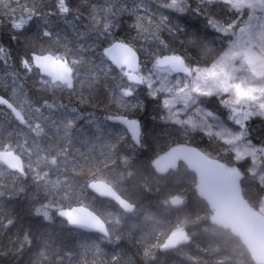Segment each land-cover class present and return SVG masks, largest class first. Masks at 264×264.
Here are the masks:
<instances>
[{"label": "snow or ice", "instance_id": "obj_1", "mask_svg": "<svg viewBox=\"0 0 264 264\" xmlns=\"http://www.w3.org/2000/svg\"><path fill=\"white\" fill-rule=\"evenodd\" d=\"M125 15L132 22L122 39L117 30ZM184 16L202 18L205 29L219 34V47L199 30L182 28L176 21ZM5 21L12 40H25L15 57L0 45V254L7 248L20 258L35 248L29 264H130L101 245L139 231L145 264L156 251L190 246L196 251L188 264H264V141L252 142L248 124L264 117V0H0ZM59 22L79 38L95 39L69 44ZM76 22L85 31H77ZM32 25L38 30L29 38ZM141 53L151 57L150 68ZM102 80L114 82L109 101L116 109L142 107L146 89L173 132L203 133L211 151L185 142L138 167L121 151L126 139L144 146L137 119L114 111L98 120L56 99L68 93L85 103ZM211 97L226 118L204 107ZM116 125L123 128L114 134ZM29 181L35 216L49 224L60 217L62 226L99 237L58 246L50 233L17 227L11 202L27 192ZM179 181L191 184L194 208L170 190ZM89 190L114 201L111 210L86 205ZM153 191L162 193L155 210L141 203L143 193Z\"/></svg>", "mask_w": 264, "mask_h": 264}, {"label": "trees", "instance_id": "obj_2", "mask_svg": "<svg viewBox=\"0 0 264 264\" xmlns=\"http://www.w3.org/2000/svg\"><path fill=\"white\" fill-rule=\"evenodd\" d=\"M102 0H89V3H101ZM74 4H81L83 0H73ZM83 18L82 20L86 22V18L88 16V8L85 4L82 7ZM121 27L117 30V35L120 38H124L128 33V25L132 22L131 18L128 16L121 17ZM182 28H186L189 31L199 30L201 34L205 35L209 41H215L216 47H219L220 41L217 39L219 36L218 33H215L211 28L205 29L202 18L197 19L190 16L180 17L177 21ZM77 23V31L83 32L85 28L83 26V22ZM36 25H32L28 32L26 33L27 37H33L37 32ZM57 30L61 31L64 40L69 44H88L91 43L92 40L95 39L94 34H90L89 36H85L83 38H79L75 31H73L72 27L63 22H59L57 25ZM134 34V33H133ZM13 35L12 30L9 25L5 21L4 23H0V45L5 46L10 49L13 56H18L23 52V41L25 37L20 38V42L16 40H12L11 37ZM162 37L167 39H171L168 36L167 32H163ZM180 39H183V35L178 34ZM179 41H177V44ZM99 51V49H98ZM142 60L145 62V65H150L151 57L146 53H141ZM4 73V66L0 63V75ZM29 89H32V81H27L26 85ZM114 86V82L108 80L107 82L101 81L98 85H96L95 90L90 98H88L87 102L81 103L78 95H69L68 93L58 94L56 99L58 102L68 105L69 107L75 106L81 112L87 116V113L91 112L94 114V117L98 120H102L103 117L114 111H122V114L130 116L131 118L137 119L140 121L142 125V140L144 141V146L141 148H137L133 146V143L130 139H126L122 146L121 151L122 154H128L133 157L137 166H146L148 165L152 159H154L157 155H162L166 152L170 147L175 146L176 144H184L185 142L193 147H197L200 150L211 151L209 147V139L207 136L203 135V133L195 132L191 133L188 136L178 135L172 130L171 125L165 124L160 116L162 115L161 109L157 106L156 102L152 100L151 97L147 96V90L145 89L140 95V102L142 103V107L132 108L128 110H119L116 109L114 105H112L109 101V87ZM5 90L0 88V93H3ZM30 94L35 95L34 89ZM87 96V93H85ZM206 100V107L208 110L215 111L218 115L223 118L227 117V114L221 109L219 101L213 98H204ZM81 125L85 130L89 128V125L86 121H81ZM230 123V122H229ZM108 124H112V122H108ZM249 133L251 135L252 141L259 144L261 141H264V118L254 119L252 122L248 123ZM123 126L116 125L114 126V134H116ZM214 154V153H213ZM29 188L27 192L20 194L17 196L12 202L11 206L13 212L16 215L17 219V227L21 225L30 230L34 235L43 234H51L53 241L58 246H71L78 247L80 241L85 238L95 239L99 237L98 234L95 233H85L80 232L77 233L76 230L70 228V226H62L60 224V218L56 217L55 221L49 224L47 221H44L42 217H37L33 213L32 209L34 207L33 198L31 193L34 192L35 186L31 185L29 181ZM155 187V185H154ZM159 187L163 188L164 185L161 184ZM174 191H178L179 194L186 197L189 205L191 207H195L196 205V194L193 191L191 184L187 181H179L175 184L174 189H170ZM122 195H131V193L122 192ZM139 196L140 193H137ZM162 198V193L153 191L151 193H143V199L141 203L148 205H153V209H156L157 201ZM37 199H42V194L37 196ZM85 204L89 205L91 208L105 210H111V205L114 204L110 201L100 199L96 195L92 194L90 190L88 191V197L85 199ZM171 219V217H169ZM149 230H151L149 228ZM163 230V227H162ZM191 230V229H189ZM16 231L15 228L10 229V233H14ZM141 233L136 231L133 233L131 237L127 234L124 237L114 244L104 243L101 245L104 248L105 252L112 254L114 252L123 254L125 261L130 264H145L142 255H140L142 245L138 243V239ZM164 239L163 235L160 236V240ZM4 244H7V239H4ZM35 248L31 250V252H26L23 257L17 258L8 252L7 248L3 250V254H0V264H29L30 258L35 253ZM156 251V250H154ZM195 247L190 246L185 248L182 252H176L175 250L162 252L156 251V259L152 261V264H188L186 259L187 255L195 254Z\"/></svg>", "mask_w": 264, "mask_h": 264}, {"label": "water", "instance_id": "obj_3", "mask_svg": "<svg viewBox=\"0 0 264 264\" xmlns=\"http://www.w3.org/2000/svg\"><path fill=\"white\" fill-rule=\"evenodd\" d=\"M141 124V123H140ZM122 126V125H121ZM143 134V130H142V125H141V135ZM137 148H141V147H138V146H136ZM90 192L92 193V194H94V195H96L97 197H99L100 199H103V200H107V201H110V202H112V203H114V201H111L108 197H100L98 194H96V193H93L91 190H90ZM58 218H60V217H58ZM61 219V218H60ZM85 233H95V232H85ZM95 234H98V235H100L99 233H95ZM162 252H165V251H163V250H161Z\"/></svg>", "mask_w": 264, "mask_h": 264}, {"label": "rangeland", "instance_id": "obj_4", "mask_svg": "<svg viewBox=\"0 0 264 264\" xmlns=\"http://www.w3.org/2000/svg\"><path fill=\"white\" fill-rule=\"evenodd\" d=\"M147 67H151L150 65H147ZM211 98H213V97H211ZM210 99V98H209ZM217 99V98H216ZM218 100V99H217ZM221 106V105H220ZM221 109L224 111V113L225 114H227V110L226 109H224L222 106H221ZM221 118H223V117H221ZM257 118H264V117H262V116H254V117H252L249 121H248V123L249 122H252L254 119H257ZM249 135H250V133H249ZM250 139H251V135H250ZM252 140V139H251ZM254 144H257V143H255L254 141H252Z\"/></svg>", "mask_w": 264, "mask_h": 264}, {"label": "bare ground", "instance_id": "obj_5", "mask_svg": "<svg viewBox=\"0 0 264 264\" xmlns=\"http://www.w3.org/2000/svg\"><path fill=\"white\" fill-rule=\"evenodd\" d=\"M140 122V121H139Z\"/></svg>", "mask_w": 264, "mask_h": 264}]
</instances>
